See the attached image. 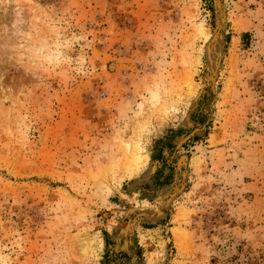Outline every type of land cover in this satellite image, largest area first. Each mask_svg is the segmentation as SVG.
<instances>
[{
    "label": "rangeland",
    "instance_id": "1",
    "mask_svg": "<svg viewBox=\"0 0 264 264\" xmlns=\"http://www.w3.org/2000/svg\"><path fill=\"white\" fill-rule=\"evenodd\" d=\"M107 248L264 264V0H0V264Z\"/></svg>",
    "mask_w": 264,
    "mask_h": 264
},
{
    "label": "trees",
    "instance_id": "2",
    "mask_svg": "<svg viewBox=\"0 0 264 264\" xmlns=\"http://www.w3.org/2000/svg\"><path fill=\"white\" fill-rule=\"evenodd\" d=\"M107 245L111 244V241L109 239H107ZM140 250L143 251L142 247H140ZM115 256H117V254L113 251H111L109 248H107V250L105 251V254H104V258L102 260V262H104V264H109L110 262L112 261H115Z\"/></svg>",
    "mask_w": 264,
    "mask_h": 264
}]
</instances>
